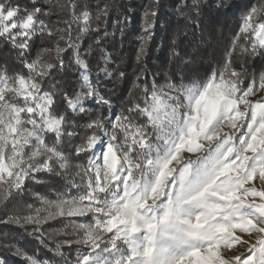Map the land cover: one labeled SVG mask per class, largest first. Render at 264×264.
Returning a JSON list of instances; mask_svg holds the SVG:
<instances>
[{"label": "snow or ice", "instance_id": "6c2138e0", "mask_svg": "<svg viewBox=\"0 0 264 264\" xmlns=\"http://www.w3.org/2000/svg\"><path fill=\"white\" fill-rule=\"evenodd\" d=\"M163 8L143 5L129 73L120 0H0V225L59 257L3 239L22 264H264V0L206 66L209 0H175L181 30L149 64Z\"/></svg>", "mask_w": 264, "mask_h": 264}, {"label": "trees", "instance_id": "16d2710c", "mask_svg": "<svg viewBox=\"0 0 264 264\" xmlns=\"http://www.w3.org/2000/svg\"><path fill=\"white\" fill-rule=\"evenodd\" d=\"M121 3L129 7L131 11V19L126 34L124 43L121 47L116 45L118 49L117 55H121L127 61V70L129 73L133 70L136 47L138 44L137 38L140 36L143 25V5L148 3V0H120ZM164 8L160 14L159 20L155 25V36L151 42V58L150 65L166 62L168 57L169 45L176 34L181 30L178 27L179 17L173 12L172 6L175 0H162ZM257 0H209L211 5V20L214 31L206 32L203 41L197 40L198 51L205 59L204 65H207V60L214 58H223L224 54L230 48V41L234 32L238 31V25L242 16L246 12L250 4H256ZM181 41L185 44V51L190 50L192 44L196 43V37L185 38L181 37ZM0 55H7L3 51V45H0ZM233 59L236 63H240L239 54H234ZM198 63L201 61L198 59ZM117 96L120 98V104H127L135 98L136 90L129 83L116 85ZM119 112V107L116 109ZM12 204L9 205L11 210ZM4 209L0 208V216L4 214ZM7 238L11 245L20 247L26 252L35 253L39 260H54L59 259L53 255L48 249L41 247L31 237L23 233V230L13 225H0V264H22L21 258L13 254L11 247H4L3 239ZM74 255V253H73Z\"/></svg>", "mask_w": 264, "mask_h": 264}, {"label": "rangeland", "instance_id": "374dc122", "mask_svg": "<svg viewBox=\"0 0 264 264\" xmlns=\"http://www.w3.org/2000/svg\"><path fill=\"white\" fill-rule=\"evenodd\" d=\"M79 219H87V218H79ZM240 235H241V243L244 240H247L248 237L246 234H240ZM246 248H247V245H245L244 247H241V244L237 243V244L232 245L231 247L222 249V255L225 258H230L233 255H241V254L247 255ZM233 264H235V261L233 262Z\"/></svg>", "mask_w": 264, "mask_h": 264}]
</instances>
